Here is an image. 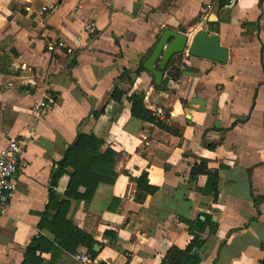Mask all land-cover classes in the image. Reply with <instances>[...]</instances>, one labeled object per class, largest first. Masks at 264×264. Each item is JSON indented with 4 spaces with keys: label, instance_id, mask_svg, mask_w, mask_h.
Instances as JSON below:
<instances>
[{
    "label": "crops",
    "instance_id": "0c3cea01",
    "mask_svg": "<svg viewBox=\"0 0 264 264\" xmlns=\"http://www.w3.org/2000/svg\"><path fill=\"white\" fill-rule=\"evenodd\" d=\"M165 29L184 32L188 46L198 30L218 34L227 63L185 51L156 85L145 63ZM115 87L120 101L111 99ZM134 92L178 135L132 116ZM43 100L51 106L38 115ZM78 133L117 152L115 183H100L90 201L71 200L68 213L102 243L101 263L161 264L195 232L204 240L199 264H264V0H0V150L11 137L23 144L0 216V264H21L39 234L54 239L38 229L40 213L54 164ZM202 162L206 173L192 178ZM144 171L157 191L139 203L131 177ZM68 181L58 183L62 196ZM55 264L82 263L61 252Z\"/></svg>",
    "mask_w": 264,
    "mask_h": 264
},
{
    "label": "trees",
    "instance_id": "16d2710c",
    "mask_svg": "<svg viewBox=\"0 0 264 264\" xmlns=\"http://www.w3.org/2000/svg\"><path fill=\"white\" fill-rule=\"evenodd\" d=\"M171 64L169 62L168 66ZM167 66V68H168ZM167 68L165 70H167ZM143 66L136 71L139 74L143 71ZM180 75L175 71V79ZM124 92L115 87L111 94V99L120 101ZM131 102L132 116L145 122L153 123L164 131L177 134L176 129L171 128L160 118L153 114V111L146 107L144 103V93L134 92L128 96ZM104 141L94 134L78 133L74 142L67 147L61 161L54 164L49 182V200L46 208L40 213L38 229L47 230L54 239L52 240L44 234L34 237L28 244L24 252L21 264H42L44 253L50 254V264H55L61 252H68L76 255L81 247L95 258L98 254L94 250L95 245L102 243L91 234L75 225L68 217L71 200H92L95 190L100 183L114 184L118 172L115 169L117 152L112 148L103 150ZM207 164L202 162L193 167L191 177L196 178L206 173ZM64 175H68L69 181L63 196L57 192L58 183ZM209 185L213 190L215 200L218 198V175L215 171L210 174ZM135 182L133 200L144 203L149 195L157 191V187L151 185L148 173L142 172L138 177H131ZM81 189H83L81 191ZM118 199L114 198L109 208L114 209ZM200 228L205 227V222H198ZM216 227L211 228L215 232ZM105 236L116 239L115 234L105 232ZM204 245V240L199 233H193V239L181 249L173 246L168 251L161 264H199L201 261L199 251Z\"/></svg>",
    "mask_w": 264,
    "mask_h": 264
},
{
    "label": "water",
    "instance_id": "95a60500",
    "mask_svg": "<svg viewBox=\"0 0 264 264\" xmlns=\"http://www.w3.org/2000/svg\"><path fill=\"white\" fill-rule=\"evenodd\" d=\"M187 51L189 55L213 60L219 63H227L229 59L228 49L221 44L218 34H208L204 30H198L188 46V37L184 32L165 29L145 63V68L154 75L156 85L162 83L164 71L173 56ZM99 246L95 245L94 250Z\"/></svg>",
    "mask_w": 264,
    "mask_h": 264
},
{
    "label": "built area",
    "instance_id": "2783aa9c",
    "mask_svg": "<svg viewBox=\"0 0 264 264\" xmlns=\"http://www.w3.org/2000/svg\"><path fill=\"white\" fill-rule=\"evenodd\" d=\"M241 0H229V2H239ZM211 4L207 5V9ZM59 46H64L63 43H58ZM52 100L40 101L34 112L38 115L43 114L51 106ZM153 114L158 117L161 114V109H154ZM159 118V117H158ZM23 151L22 142L11 137L6 147L0 150V216H5L9 213L11 205V196L16 189L14 180L15 174L20 168V159ZM76 259L82 264H103L97 258H93L88 252H78Z\"/></svg>",
    "mask_w": 264,
    "mask_h": 264
}]
</instances>
